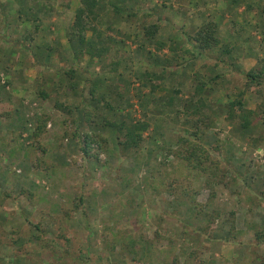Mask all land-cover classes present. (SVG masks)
Segmentation results:
<instances>
[{"label": "rangeland", "instance_id": "obj_1", "mask_svg": "<svg viewBox=\"0 0 264 264\" xmlns=\"http://www.w3.org/2000/svg\"><path fill=\"white\" fill-rule=\"evenodd\" d=\"M112 2L116 11L126 12L115 13ZM263 5L264 0H98L97 21L89 25L96 31L85 38L96 39L94 47L105 52L101 62L77 54L73 64L87 74H74L79 87L72 95L73 80L62 77L64 68L34 64L40 62L35 33L29 63L19 67L26 73L32 65L41 80L50 77L52 88L46 91L55 96L50 104L40 102L38 116V105L29 108L21 147L0 138V264H264V240L255 237L264 235V126L255 121L251 130L241 131L238 119L229 123L220 111L244 89L240 71L264 68ZM130 11L137 16L128 17ZM75 14L65 11L66 19ZM213 19L220 45L209 58H199L191 35ZM141 22L158 24L155 39L164 47L143 37ZM11 29L6 34L0 29L5 36L0 45L14 53L21 28ZM60 36L67 44L65 32ZM55 41L44 47L62 54L67 47ZM5 69L0 62L1 81ZM196 74L206 84L201 95H193ZM215 74L220 78L210 81ZM87 75L91 81L84 85ZM150 79L159 84L152 95ZM173 89L179 93L168 104ZM191 95L214 114V127L204 138L220 166L211 187L204 184L205 174L176 157L184 131L181 106ZM100 98L110 103L108 111ZM260 101L254 92L243 97L248 109ZM59 103L77 105L78 112H62ZM126 115L149 124L136 150L123 151L117 134L103 125L126 121ZM40 118L46 123L36 141L31 133ZM75 130L106 138L103 150L93 144L85 156L82 141L71 135ZM77 196L82 203L75 201V208ZM140 239L149 244L145 257ZM130 240L137 243L128 246Z\"/></svg>", "mask_w": 264, "mask_h": 264}, {"label": "trees", "instance_id": "obj_2", "mask_svg": "<svg viewBox=\"0 0 264 264\" xmlns=\"http://www.w3.org/2000/svg\"><path fill=\"white\" fill-rule=\"evenodd\" d=\"M50 0H40V3L44 6V9H47V5L49 4ZM234 1V0H232ZM80 7L77 9L76 14L74 15V21L71 26V29L65 32V38L67 41V44H76V49L73 52V55L76 57L77 54L82 56L85 54L89 56L91 59H97L101 62V55L105 52V48L98 49L95 46V44L87 43L85 41V35L90 30L93 32L96 31L95 27H90L89 25L93 22L97 21L98 14H97V5L98 0H80ZM114 9L115 3H110ZM117 4V2H116ZM41 8V7H40ZM42 9V8H41ZM247 10H251L252 6L250 4H247L246 6ZM262 11H264V7H262ZM115 13H120V11H116L114 9ZM18 20L23 21V17H26L22 10L18 11ZM145 15L147 16L148 13L146 12ZM128 17H136L137 13H129L127 15ZM255 29L256 25H253ZM217 23L216 21L209 20L201 27L197 28L193 34L191 35V42L196 44V50L193 52L196 54L199 58H209L210 52L217 49L220 45V40L216 35L217 32ZM142 35L145 37L150 43L156 44L155 39L156 34L159 31V26L156 23L152 24H145L144 22H141L140 25ZM260 31V30H259ZM31 33V34H30ZM35 31L29 32L26 36H29L28 38H24V40H28L27 42L24 40H20L22 42L16 41L15 44H22L23 48L28 49L30 47V41L33 40V36H35ZM4 34V33H2ZM34 34V35H33ZM1 40L5 38V36L0 34ZM158 49L162 48L159 46L164 47V43L157 42ZM170 49V48H169ZM231 47H227L226 52H229ZM29 50V49H28ZM30 51V50H29ZM224 52V51H223ZM30 53V52H28ZM220 60H217L216 64H214V67H217ZM36 66H44L43 64H39L36 60L33 61ZM262 62H260L261 65ZM74 66V67H73ZM68 70L62 71V77L63 76H70L73 80L75 75L78 73H86L85 71H82L81 68H79L76 64H73ZM168 65H162V68L159 70L161 73H165V69ZM45 68V67H44ZM156 71V70H155ZM56 73V72H55ZM155 73V72H154ZM241 76L244 78V89L241 90L236 97L226 102V104L223 105V107H220V111H222V115H224V118L229 123L233 122L235 119H238L240 121L239 128L241 131H249L251 130V127H254V122H256L255 126H264V68L260 67H252L249 70H242L239 72ZM75 74V75H74ZM87 74V73H86ZM90 74V73H89ZM156 74V73H155ZM157 76V75H155ZM144 77L149 78L150 74L147 71H144ZM194 78L197 80V84L194 86V94L201 95L205 89V83L200 80L199 75H195ZM220 78L218 74H215L214 77L210 79V81H216ZM151 80V79H150ZM91 81L90 76L87 75V78L84 79L83 84L88 85ZM151 90L150 94L152 95L155 93V91L158 90L159 84H155L151 80ZM78 84L76 80H73L69 83L70 91H68L69 94H76L78 92ZM179 90H172V94L168 96L167 102L168 104H171L173 100L175 99V95L178 94ZM248 92H254L256 95L261 96V101L257 104L255 109H248L244 102L243 97ZM93 91L90 88V98L91 100L96 101L93 97ZM193 95L186 98V100L183 101V105L181 106V114L184 116V120L182 122L184 131L178 136V139L176 141V157L181 161L184 162L187 166L192 168L193 170L200 171L202 174L206 175V178L204 180V184L206 187H211V185L214 184V181L217 176V172L219 171V162L214 160V158H211V154L209 152L211 146H209L208 143L204 140L205 136L207 135V132L211 130L214 127V114L213 112H206L203 111L200 107H205L204 103L202 102V99L200 98L198 100V106L196 102L193 100ZM46 96L41 95V98H45ZM105 98L98 99V102L101 103V101H105ZM155 100H161L160 98H154ZM98 103V104H99ZM60 104V103H59ZM109 102L105 101L104 108L110 109ZM57 108H59L62 112L71 114L74 110V113H77L78 106L74 105V107L71 105H65L60 104L57 105ZM1 116L8 115L7 113H1ZM84 120H88V116H86V113L83 114ZM128 117V118H127ZM127 118V119H126ZM126 121H121L120 123H114L110 121H105L104 126L108 127L113 131V135H116V145H118L123 151H130V150H136L139 148L140 144L143 142V133L149 128V124L147 122H141L139 120H132L129 115H126ZM36 124V128L34 129L33 133H31V136L34 140L37 141V137L43 133L45 123L46 121H43L42 118H40ZM89 121V120H88ZM73 123L76 124L75 119L73 120ZM78 131L75 130L72 132V137H76L77 139L75 141H82V146L79 147V150L85 154V156L89 157V149L91 148V145L96 144L99 149H102L101 143L104 144L106 142V138H100L101 136L98 135H91L87 132L82 133L81 135L77 133ZM210 147V148H209ZM103 150V149H102ZM104 152V151H103ZM210 171V172H209ZM218 181H222V179H218ZM171 187H173V184H171ZM184 195L188 197V194L184 192ZM74 206L75 208H78V205L76 202L80 205L82 202V196H77L74 198ZM76 201V202H75ZM190 201V202H189ZM188 201V204L195 210V213H199V208L195 206L194 202L191 201V199ZM256 241L262 242L264 240V235L257 233L255 235ZM131 241V240H130ZM141 243L142 249V255L145 257L144 252L150 253L149 250V244L145 241L139 240ZM137 242L132 240L128 246H134ZM136 253V252H134ZM151 254V253H150Z\"/></svg>", "mask_w": 264, "mask_h": 264}, {"label": "crops", "instance_id": "obj_3", "mask_svg": "<svg viewBox=\"0 0 264 264\" xmlns=\"http://www.w3.org/2000/svg\"><path fill=\"white\" fill-rule=\"evenodd\" d=\"M62 3L67 9L64 8L65 6H63ZM247 4L249 3H245L246 6ZM125 5L126 4L121 6ZM79 7V0H50L47 9H44L40 0H0V29L6 34L9 29V31L15 30L11 29L12 24L15 25L17 30L18 28H21V30L18 31V40H15L19 42H22L20 40H23L28 32L34 30L37 33L36 38L37 35H40V40L36 42L38 44L36 49H40V51L37 52L39 55L38 57H40V62L38 63L43 64L44 66L68 69L73 63L77 62L76 57L73 55V52L76 49V44H64L60 33L66 32L70 29L74 20L73 15L66 19L65 11L68 10L76 13ZM19 10H22L26 16L23 17V21L18 20V16L16 17ZM121 10L126 12L124 9H120V12ZM239 10L240 9L237 11ZM45 36L47 38H45ZM43 39L45 41H43ZM56 39L62 41L64 46L67 47L66 50L63 49L64 51L62 54H57L52 50L48 51L44 47L46 44L55 45V43H57L55 41ZM85 41L91 44L97 42V40L92 37L85 38ZM16 48L17 49H15V52L13 53L12 51H9L7 47L0 45V62L5 68L8 67V70H3L5 72L4 79L2 81L0 79V104H2L3 107V111L1 112L8 114L5 116L0 115V138L7 139L6 144L8 145L21 147L23 143L20 137L24 136V133L22 134V132L27 111L33 104H36L38 107L36 108L34 106L36 109L35 114L36 116L40 115V102L41 104H50L55 95L53 94V91L50 94L46 91L52 88L50 77L48 81L45 80L46 77L44 80H41L39 72L32 69V65L28 69H32L33 72H28V70V73H22V69L19 66L27 65L29 63V60H26L29 57V50L23 48L22 44H17ZM69 62H71L70 65L68 64ZM10 65L13 66L9 70ZM30 88H33V90L28 92ZM43 93L46 97L44 99L42 98L40 101L37 96H41ZM33 100L36 101V103L32 102ZM38 112L39 114H37ZM25 143L27 144L28 142ZM10 149L11 148L8 150L9 152L12 151ZM4 160L6 161L7 159L4 158Z\"/></svg>", "mask_w": 264, "mask_h": 264}]
</instances>
